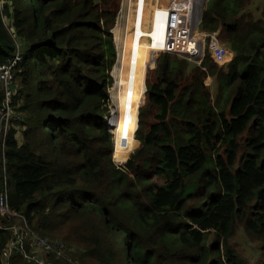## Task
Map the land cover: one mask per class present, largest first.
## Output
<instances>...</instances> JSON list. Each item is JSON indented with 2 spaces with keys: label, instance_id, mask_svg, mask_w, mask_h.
<instances>
[{
  "label": "trees",
  "instance_id": "obj_1",
  "mask_svg": "<svg viewBox=\"0 0 264 264\" xmlns=\"http://www.w3.org/2000/svg\"><path fill=\"white\" fill-rule=\"evenodd\" d=\"M119 2L0 0V60L23 55L26 117L0 137V193L77 264H252L233 246L239 229L264 264V7L256 19L253 0L208 2L200 29L220 31L226 66L155 55L140 146L119 169L104 119ZM9 239L0 231V253Z\"/></svg>",
  "mask_w": 264,
  "mask_h": 264
},
{
  "label": "built area",
  "instance_id": "obj_2",
  "mask_svg": "<svg viewBox=\"0 0 264 264\" xmlns=\"http://www.w3.org/2000/svg\"><path fill=\"white\" fill-rule=\"evenodd\" d=\"M207 1L208 0H133V14L137 15L140 29L143 24L145 25L146 15L152 13L153 17L151 21L155 23L153 31H157L162 35V38L159 40H156L152 33L145 35V39L150 42L153 48L152 54L147 60L148 63L145 67L144 84L146 87L148 81V67L157 54L165 53L170 56L184 59L189 63L201 67L203 71H207L206 67H203L207 53L210 54L212 60L218 66H226L232 61L234 56L233 53L220 42V31L213 33L200 32L203 11ZM149 3L155 6L151 10H149ZM112 31L111 33L113 34ZM114 44L118 60L116 41ZM22 62L23 55L20 49L13 57L0 60V93L4 97L3 105L0 108V137H2L3 140L7 138L8 133L12 129L16 128V124L22 125L26 120L25 114L21 111L22 102L18 98L19 86L15 77L16 69ZM111 76L114 81V87L116 81L112 73ZM141 105L142 103L139 109ZM121 114L123 113L120 107L114 104L110 92L108 112L104 117L105 128L112 135L113 162L119 169L124 167L123 162H119L115 157L117 151L116 125L120 121L119 117ZM17 129L20 130V127ZM134 136L136 137V133ZM0 218L9 223H13L11 226L5 227V225L0 222V231L8 230L10 232V239L0 253V264H12L13 258L16 255L22 256L32 264H53L49 258L43 256V254L52 255V258L56 261L63 260L69 264H77L68 257V247L65 242L60 239H45L38 236L30 229L27 218L12 210L6 190L0 193Z\"/></svg>",
  "mask_w": 264,
  "mask_h": 264
},
{
  "label": "rangeland",
  "instance_id": "obj_3",
  "mask_svg": "<svg viewBox=\"0 0 264 264\" xmlns=\"http://www.w3.org/2000/svg\"><path fill=\"white\" fill-rule=\"evenodd\" d=\"M209 1L210 0L207 1V4ZM123 4H124V0H120L118 12H120V9L123 6ZM207 4H206L205 8L207 7ZM263 7H264V0H253V3L250 6L249 10L254 14L256 19H260ZM149 10H150V7H149ZM118 16H119V14H118ZM151 18H152V13L147 14L146 15V22H149ZM116 24H117V20H116ZM114 29L112 32H114ZM200 32H201V29H200ZM130 34H131V31L127 30L126 28L119 32V35L123 41V45H119V47H117V48H119V60H120V62H122V61H124V62L118 63L119 74L115 77H117V79L121 81V82H119L120 87H121V85H123L124 81L128 82V86L130 88L128 93L130 95H129V101H128L127 105H129L132 101H134V103H133V105H134L139 100L140 94L136 90L138 88V86L135 84L136 81L138 80L137 75H136V71L134 68L133 69L130 68L131 65L133 64V59H132L133 46L126 44L127 36H129ZM114 42H115V38H114ZM143 48H149V47L143 46ZM151 65L152 64L149 65L148 71H147L149 83H151L152 79H153L152 71L150 70L152 67ZM193 65H195V64H193ZM131 71L133 73H132V76L129 77V74ZM126 78H128V79L126 80ZM209 79L206 80V85L209 86V88L212 91V95L215 98L216 97L215 95L218 94V89L216 87L215 82H213L212 79L211 80H209ZM132 86H133V88H132ZM113 96L117 99H124V94L121 91H118L117 93L114 92ZM141 103H142V105H141L140 109L143 107V99H142ZM132 108H133V106H132ZM130 109H131V107L130 108L127 107L126 112H128ZM140 109L138 108L137 113H136V115H137V128L138 129H139V116H138L139 113H138V111L140 112ZM116 128H117L118 132L122 133L121 139H117V151L115 154L116 159L119 162H121V161L125 160L126 158H128L133 152H135L139 148L140 143L136 140L135 136L133 138L131 135V133L133 134L134 128L131 129L129 127V128H126L124 130L121 128V125H119V124L116 126ZM138 129H136V130L138 131ZM135 133H137V132L135 131L133 135H135ZM129 135H131V136H129ZM71 246L74 247L75 254H76L78 249H79V246H77L75 244H72ZM233 246H234L235 250L245 260L249 261L252 264H254L260 257L258 244L250 242L249 239L247 238L245 232L242 229H239V231H238V233H237V235L233 241Z\"/></svg>",
  "mask_w": 264,
  "mask_h": 264
},
{
  "label": "bare ground",
  "instance_id": "obj_4",
  "mask_svg": "<svg viewBox=\"0 0 264 264\" xmlns=\"http://www.w3.org/2000/svg\"><path fill=\"white\" fill-rule=\"evenodd\" d=\"M149 7L151 10L155 6L149 3ZM152 17H153V14H152ZM151 20L152 18L150 19L149 22L145 21V25L143 24L140 29L139 20L137 19V15L133 14V0H124V4L120 9L119 16L117 19V24L113 32L117 47H119V45H123V41L119 35V32L124 30L125 28L131 31V34L127 36L126 44L133 46V49H132L133 64L131 65L130 68L132 69L134 68L136 71L138 80L136 81L135 84L138 86L136 90L140 93V97H139V100L134 105H133L134 101H132L129 105H127L129 101V95H130L128 93L130 89L128 86V82L124 81L123 85H121L120 87L119 82L121 81L118 80L117 77H115L119 74V66H118V63L120 62L119 48H118V60L112 72L113 77L115 78V81H116V85L113 87L111 91V96H112V100L114 104L118 105L120 107L121 112L123 113L119 117L120 121L118 124L121 125V128L124 130L129 127L131 129L134 128L133 134L137 129L136 113L147 90L146 85L144 84V76H145V69H146L145 67L148 63L147 60L152 54V49H153L151 47L150 42L145 39V35L152 33V35L155 37L156 40H159L162 38L161 33H158L157 31H153L155 27V23H153ZM143 46H147L150 49L143 48ZM132 73L133 72L131 71L129 74V77L132 76ZM127 79L128 78H126V80ZM118 91H121L124 94V99H117L113 96V93L114 92L117 93ZM127 107L129 108L131 107V109L128 112H126ZM116 133H117V139H121L122 133L118 131ZM133 134L131 133L132 137L134 138Z\"/></svg>",
  "mask_w": 264,
  "mask_h": 264
}]
</instances>
